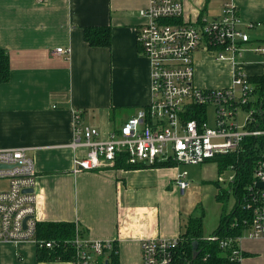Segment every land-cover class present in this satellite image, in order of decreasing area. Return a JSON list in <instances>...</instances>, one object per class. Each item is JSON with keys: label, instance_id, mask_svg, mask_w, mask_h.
Segmentation results:
<instances>
[{"label": "crops", "instance_id": "1", "mask_svg": "<svg viewBox=\"0 0 264 264\" xmlns=\"http://www.w3.org/2000/svg\"><path fill=\"white\" fill-rule=\"evenodd\" d=\"M181 1L183 20L189 23L220 13V2L209 14L207 0ZM234 4L242 20L239 28L249 37L239 68L247 77L260 75L264 57L254 50L264 44V0ZM147 5L148 0H0V50L9 66L8 82L0 84V148L27 149L34 160L37 223H70L85 239L113 242L117 264H141L142 240L181 238L190 218L202 221L204 235L218 223L212 210L210 220L214 224L217 218V223L204 229L201 189L187 165L162 162L73 172L75 158L87 152L69 148L75 113L105 140L151 101L150 63L136 44L139 14ZM103 27L109 29V46L88 45L83 30ZM60 48L63 53H56ZM212 56L200 50L194 55L198 88L231 83L232 64ZM212 66L227 80L212 81ZM207 115L211 120L210 110ZM182 171L191 183L185 191L174 185ZM240 247L241 264H264V240L242 239ZM36 251L33 241L0 243V264L71 260L39 262Z\"/></svg>", "mask_w": 264, "mask_h": 264}, {"label": "built area", "instance_id": "2", "mask_svg": "<svg viewBox=\"0 0 264 264\" xmlns=\"http://www.w3.org/2000/svg\"><path fill=\"white\" fill-rule=\"evenodd\" d=\"M220 4L217 17L189 23L183 20L181 0H148L139 14L142 22L136 44L139 54L150 63L149 105L105 140L97 129L83 126L80 114L75 113L69 144L72 150L87 151L73 161L74 173L111 168L117 161L129 166L162 162L196 166L223 156L252 158V182L242 198L249 214L230 223L235 232L232 235L211 233L205 237V242L218 245L222 255L218 259L205 253L199 264H241V240H264V189L256 187L257 183L264 184V127L255 103V87L239 68L249 37L239 28L242 20L234 0H220ZM247 27L251 29L253 25ZM199 50L212 52L216 61L232 64L228 87L201 89L195 85L194 55ZM254 52L264 57V44L256 46ZM56 53H63V49ZM194 108L199 112L192 117ZM208 110L212 112L211 120ZM240 110L248 114L241 125L237 118ZM228 167L232 172L235 169L233 165ZM187 176L182 171L174 181L180 191L191 184ZM35 185V164L27 149L0 148V243L33 241L40 247H53V241L35 238ZM30 189L33 192H27ZM181 241L182 238L142 240L141 264H173ZM63 243L73 249L69 264H97L98 259L106 264L107 254L115 252L113 242L91 241L78 232ZM198 258L199 255L195 260Z\"/></svg>", "mask_w": 264, "mask_h": 264}, {"label": "trees", "instance_id": "3", "mask_svg": "<svg viewBox=\"0 0 264 264\" xmlns=\"http://www.w3.org/2000/svg\"><path fill=\"white\" fill-rule=\"evenodd\" d=\"M84 40L88 45L93 47H108L110 43L109 29L103 28H85L83 30ZM9 79V66L7 54L0 50V84L8 82ZM250 83L255 87L256 102L259 110V116L262 117V124L264 127V72L257 76L248 77ZM199 112L194 108L192 117ZM221 158V162H226L224 169L227 166H231L236 159L233 156L217 157ZM232 158V159H231ZM216 159V158H215ZM237 160V159H236ZM238 161V160H237ZM247 161H252V158L241 157L239 158V168L235 171V177L233 182L230 183L235 197L236 204L232 211L228 215H223L220 218L219 226L213 231V234L226 237L235 233L230 229V223L234 219L239 220L241 217H246L249 213L244 209L245 206L242 202L244 193L249 189L252 182L253 166L246 165ZM246 162V163H244ZM220 165V164H219ZM116 166L124 168H130L129 165L123 161H117ZM221 168V165H220ZM218 170H224L223 168ZM75 234V227L70 223H37L35 238L38 241L49 242L53 241L54 245L51 248L45 246L40 247L37 245V260L39 262L50 261H69L73 257V249L69 244H64L66 240H71ZM182 241L178 247L173 264H199L200 257L209 253L212 258H218L217 253H220L218 245L216 243H203L202 245V222L199 219H189L185 227V231L181 236ZM193 241L199 243V258L197 260L192 259L191 244ZM114 250L115 247H114ZM106 264H117V254L112 251L107 254Z\"/></svg>", "mask_w": 264, "mask_h": 264}, {"label": "rangeland", "instance_id": "4", "mask_svg": "<svg viewBox=\"0 0 264 264\" xmlns=\"http://www.w3.org/2000/svg\"><path fill=\"white\" fill-rule=\"evenodd\" d=\"M219 2L220 0H207V9H208L209 14L215 11V9L217 8V4H219ZM212 57L214 58V56ZM212 69H213L212 74H211L212 81L220 82L225 79L227 80L228 75H226V73L218 70L214 66H212ZM215 89H219V88H215ZM247 115L248 114L246 111H242V110L238 111L237 118H238V123L240 125L243 123ZM262 127H263V124H262ZM219 159L221 160V158L210 160L201 166H185L184 167L188 172H190V174H192L193 176L197 178V180L195 181V185L197 184V186L201 189L202 202L200 204L201 205L200 209L203 210V212L206 214V217H205L206 225L204 226V229L205 228L209 229L215 226V224L217 223V218H218V223H217L216 228H218L220 218L223 215L225 216L228 215L236 204L235 197L233 195L234 193L232 190V186L230 185L232 181L230 179V176L235 175L236 169L239 168L238 166L240 164L238 162L239 160L237 161L235 159L234 162L230 164V165L235 166V169L232 172L231 168L228 167L229 165L227 166L226 169H224L223 167L224 165L226 166V162H221ZM214 163L219 168L221 165V168H223L224 170L217 171ZM246 165L251 167L253 166V162L247 161ZM233 177L234 176H231L232 179ZM4 186L5 185H3L2 188H4ZM215 192H216V197H215ZM213 207L215 208V210L213 209ZM212 210L216 212V216H217L214 224H213L214 220L213 222L210 220V217L213 215ZM77 232L79 233V230L75 232L73 238L75 237ZM208 234L207 235L202 234V238H201L202 245L203 243H207L205 242L204 239L205 237L208 236ZM198 250H199V247H198ZM221 255H222L221 252L217 253L218 259L221 257Z\"/></svg>", "mask_w": 264, "mask_h": 264}, {"label": "water", "instance_id": "5", "mask_svg": "<svg viewBox=\"0 0 264 264\" xmlns=\"http://www.w3.org/2000/svg\"><path fill=\"white\" fill-rule=\"evenodd\" d=\"M256 187L264 189V184L257 183L256 184ZM27 192H30L31 193V192H33V189H30ZM24 223H25V221H24ZM198 247H199L198 241H193L192 244H191V252H192V259L193 260L197 258L198 254L200 252L198 250Z\"/></svg>", "mask_w": 264, "mask_h": 264}]
</instances>
